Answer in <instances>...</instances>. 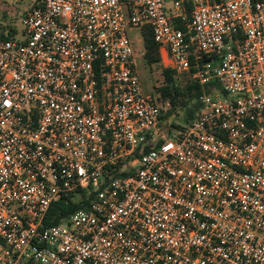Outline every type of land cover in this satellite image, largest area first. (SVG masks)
Returning <instances> with one entry per match:
<instances>
[{"label":"built area","instance_id":"2783aa9c","mask_svg":"<svg viewBox=\"0 0 264 264\" xmlns=\"http://www.w3.org/2000/svg\"><path fill=\"white\" fill-rule=\"evenodd\" d=\"M21 22L0 30V264H264V0H33ZM147 24L166 67L220 85L181 127L136 68Z\"/></svg>","mask_w":264,"mask_h":264},{"label":"trees","instance_id":"16d2710c","mask_svg":"<svg viewBox=\"0 0 264 264\" xmlns=\"http://www.w3.org/2000/svg\"><path fill=\"white\" fill-rule=\"evenodd\" d=\"M32 7L33 3L29 9ZM174 25L185 29L183 22L180 20L174 21ZM0 30L12 37L17 36L22 32L20 28L12 23H0ZM140 32L143 38V56L146 65L150 67L156 65L161 68L164 76V82L157 88L156 94H160L162 99H168L171 102L170 108L162 114V118L170 127H181L186 125L197 114V112L200 111L202 97L205 94H213L214 90L220 89V85L216 80H212L207 84H201L196 78L192 77V73H184L185 80L181 83L179 74H177L176 70L172 67H166L163 65L160 46L153 37L151 25H145ZM191 71L193 72L194 70ZM180 109L184 110L182 118L178 117V111ZM173 115H176V119H180L181 122L178 123L174 120L169 123V119ZM88 205L89 201L85 200L84 197H80L78 191L63 195L52 203L44 220V224H59L64 221L71 212H74L79 208H87Z\"/></svg>","mask_w":264,"mask_h":264},{"label":"rangeland","instance_id":"374dc122","mask_svg":"<svg viewBox=\"0 0 264 264\" xmlns=\"http://www.w3.org/2000/svg\"><path fill=\"white\" fill-rule=\"evenodd\" d=\"M33 0H0V23L8 24L12 23L21 30L22 27V15L30 8ZM170 6V3H169ZM130 36L133 40L135 47V62L138 73L140 74L144 88L148 92L157 93V88L161 86L164 82V76L162 74V69L154 66L146 65L144 61V44L142 34L139 29L133 28L130 30ZM163 65L165 64L162 61ZM165 66V65H164ZM181 83L184 82L185 77L183 74L179 75ZM179 118L184 115V110L180 109L178 111ZM176 120L178 123L181 122L180 119H176V115H173L169 119V123Z\"/></svg>","mask_w":264,"mask_h":264},{"label":"crops","instance_id":"0c3cea01","mask_svg":"<svg viewBox=\"0 0 264 264\" xmlns=\"http://www.w3.org/2000/svg\"><path fill=\"white\" fill-rule=\"evenodd\" d=\"M162 58H163V60H164V61L166 60V57H165V55H164V54H162Z\"/></svg>","mask_w":264,"mask_h":264}]
</instances>
